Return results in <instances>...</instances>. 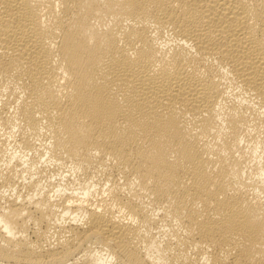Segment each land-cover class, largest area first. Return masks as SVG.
Returning <instances> with one entry per match:
<instances>
[{
    "label": "bare ground",
    "instance_id": "obj_1",
    "mask_svg": "<svg viewBox=\"0 0 264 264\" xmlns=\"http://www.w3.org/2000/svg\"><path fill=\"white\" fill-rule=\"evenodd\" d=\"M0 264H264V0H0Z\"/></svg>",
    "mask_w": 264,
    "mask_h": 264
}]
</instances>
